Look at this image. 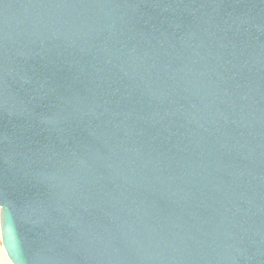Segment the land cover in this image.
<instances>
[{
    "label": "water",
    "instance_id": "obj_1",
    "mask_svg": "<svg viewBox=\"0 0 264 264\" xmlns=\"http://www.w3.org/2000/svg\"><path fill=\"white\" fill-rule=\"evenodd\" d=\"M11 264H264V0H0Z\"/></svg>",
    "mask_w": 264,
    "mask_h": 264
},
{
    "label": "rangeland",
    "instance_id": "obj_2",
    "mask_svg": "<svg viewBox=\"0 0 264 264\" xmlns=\"http://www.w3.org/2000/svg\"><path fill=\"white\" fill-rule=\"evenodd\" d=\"M0 250H1L2 254H3V256H4V259H5L6 263H7V264H11V262H10L9 259L7 258L6 253L4 252V249H3V247H2V240H1V237H0Z\"/></svg>",
    "mask_w": 264,
    "mask_h": 264
},
{
    "label": "bare ground",
    "instance_id": "obj_3",
    "mask_svg": "<svg viewBox=\"0 0 264 264\" xmlns=\"http://www.w3.org/2000/svg\"><path fill=\"white\" fill-rule=\"evenodd\" d=\"M0 264H7L5 259H4V256H3L2 252H1V250H0Z\"/></svg>",
    "mask_w": 264,
    "mask_h": 264
}]
</instances>
